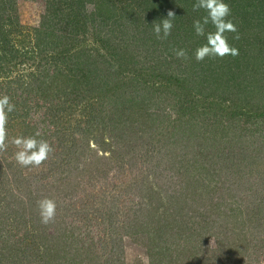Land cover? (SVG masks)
Returning <instances> with one entry per match:
<instances>
[{
  "label": "rangeland",
  "instance_id": "rangeland-1",
  "mask_svg": "<svg viewBox=\"0 0 264 264\" xmlns=\"http://www.w3.org/2000/svg\"><path fill=\"white\" fill-rule=\"evenodd\" d=\"M122 1L123 4H128V0ZM248 2L249 0H239L235 6L230 7L231 14L237 15L238 22L241 19L239 16L244 15L246 20L247 15L256 9L253 5L249 6ZM3 5L6 7L2 19L3 30L8 33L5 49L11 53L7 54V57L18 54V57L12 59L9 64L1 65L2 70L6 72L2 75L6 79L0 78V96L8 95L15 104V111L9 115L7 124L9 142L13 137L26 132L23 125L31 127L35 124L39 127L36 133H40L42 135L40 138L52 145L54 153L39 168L19 167L14 159L16 149L11 143L7 152L0 153V157L3 158L0 162H9L13 169L12 171L7 166L6 173L9 176L21 173L22 177L28 179L20 181L22 188L13 183L2 185L0 181V234L5 239L3 248L7 249L4 261L3 257L0 258L1 264H57L64 262L65 256L68 259L73 254L80 264H152L151 254L153 255L156 249L159 250L162 264H219L215 258L217 255H220L225 264H264V207L262 211L254 207V213L259 214L255 215V224L259 227L252 224V230H248L249 224L243 221L245 223L242 235L239 232L233 235L228 229L229 226L240 223L241 228L240 221L243 217V212L239 213L241 210L236 209L238 204L235 203L247 198L249 193L244 192L246 189L243 188H235L233 191L221 190L223 185L228 186L231 181L235 183V178L239 175L236 174L235 177L231 175L236 169L233 162L238 163V160H243L242 158L246 167L251 168L252 177L256 173L263 175L260 166L264 167V118H257L255 123H248L244 119H237L234 123L224 121L227 118L212 120L213 113L211 114V105L208 103L205 107L200 106L197 112H193L191 118L185 119L182 117L181 103L175 105L160 91L153 94V101H159L161 105L158 113L162 115L159 118L162 122L152 130V134L143 133L146 127L140 125L142 116L138 120L136 115L132 116L127 106L129 94L140 84L134 80L115 90L111 97L107 94L96 97L94 105L106 109L109 118L123 120L118 122L117 128L124 131L125 135L131 136L134 133L135 137L132 135L128 143L122 146L120 139L108 137L107 130H111L108 123L109 127L103 136L98 131L95 132L96 139L102 143L92 141L87 143L88 136L82 140L87 126L85 117L79 119L82 122L77 120L71 127L69 122H66L65 127H61L62 116L77 119L73 113L83 105L84 97L92 94L101 95L103 92L84 93V82L79 81L77 90H73L70 83L64 85L59 94L53 96L49 95L50 92L44 94L45 85L42 78L46 75L50 81L58 70L61 72L64 65L54 58L52 47L46 50V53L37 50L36 58L32 60L29 58L33 57V54L29 51L41 39L44 42L53 39L46 37L48 34L46 22L50 19L58 29L55 32L56 36L63 38V44L69 48L67 52L70 58L76 59L78 56L85 58L90 56L89 54L93 55L98 49L94 39L104 34L108 35L110 30L108 23L101 17H90L93 6L83 4L76 9L68 4V0H0V6ZM127 6V9L121 12L126 18L115 22L121 31H117L116 37L113 34L108 35L113 39L114 37L125 39L127 62L134 60L145 70L143 74L160 75L163 72L161 75L163 76L166 71L180 72L181 66L188 61L178 59L173 50L182 48L188 53L185 46L191 44L183 42V38L173 33L166 40L157 39L153 32V23L159 21H155L149 12L141 9L144 7L143 4L139 3L141 8L134 4ZM180 6L183 7L181 9L183 14H180L183 19H180L179 32L186 29L188 33L195 35L194 31L188 29L190 24L193 27L195 19L202 17L201 12H193L192 7L188 8L184 4ZM262 8L264 10V1ZM185 9H188L187 12ZM128 13L132 15L127 17ZM77 18L84 21L85 26L79 28L80 24L75 20ZM232 22L239 31V37H246L243 42L248 44V47L246 46L248 53L263 57L264 44L259 28L248 29L247 26L245 28L244 25H239L237 21ZM211 27L209 24L206 30L214 31ZM229 34L228 39L235 35ZM37 36L40 38L37 39ZM115 41L112 42L117 44ZM194 53L188 54L190 55L188 58L195 61L193 63L199 67ZM116 58L120 63V68L116 65L117 69L122 68L120 73L125 72L130 77L132 73L128 69L131 65L121 62L124 59L120 53ZM208 61L205 59L200 62L207 65ZM154 64L158 65L159 70L152 71ZM189 64L190 62L187 65ZM233 65L235 62H231V66ZM32 68L36 71L33 76L30 74ZM92 69L94 67L91 66L90 73ZM77 72L76 69L75 73L68 75H74L78 80L76 75L80 73ZM191 73L195 80L193 87L181 83L183 85L180 88L185 92L180 90L176 94H187L185 100L191 95L190 100L195 101L203 98L200 93H204L205 96L213 93L212 89H216V95L219 94L220 85L215 81L213 74L206 73L209 81L201 75L202 83L200 79L196 80L198 70L192 72L191 69ZM113 77L114 74L111 73L108 78L112 80ZM11 80H16L17 84ZM23 80L25 91L20 90L18 85V82L21 83ZM6 81L10 83V90H7ZM12 98L24 106H17ZM78 100L82 102L79 103ZM90 108L87 107L85 113H91ZM57 109L62 112L58 113ZM177 116L180 118H176ZM137 121L139 129L136 126ZM169 121L170 125L166 127ZM182 131L193 134L187 142L182 140L177 144L176 151H185V154H189L188 164L197 160L198 163H202L200 165L203 168L198 170L193 166L191 170L198 178L195 190L199 196L194 194L192 186L185 200H181L182 196L179 197L180 200H176V196H172L178 189L174 190L170 183L167 177L169 172L164 170L160 157L163 156L161 154L164 149L163 142L173 141V137H177ZM31 132L34 131L31 129ZM31 132H28L27 136H31ZM148 135L149 139L145 141V136ZM148 142L152 146L145 145ZM66 144L70 146L72 152L70 155L66 150L67 156L62 157V152L67 149V146L63 147ZM168 146H171V142ZM136 151L138 152L135 154ZM216 153L220 154L221 158L218 156L214 158L213 155ZM225 165L229 170V166L233 165L231 173ZM177 178L180 180V177ZM29 180L34 184L30 187L33 190L32 195H29L31 192ZM261 189H264V183ZM44 197L54 199L58 205L56 218L48 225L40 222L37 209V201ZM190 199H194L193 204L189 203L186 207H190L189 214L197 216L196 235H191V230H194L197 221H193V225L187 229L186 225L191 220L188 221L179 211L184 206L183 201L187 202ZM221 200L228 205L227 208L215 205L216 201ZM200 205L205 209L200 210L198 208ZM228 208L233 209L232 214L237 218L235 221L225 215ZM220 218L224 220L223 223L218 221ZM183 226L186 230L182 232L193 241L184 240V243L178 237L177 233ZM213 232L219 235L217 238H220L224 245L217 253H214L216 244ZM250 232L253 233V237L249 235ZM201 233H204L203 237H199ZM201 238L208 245L201 244ZM196 240H200V243L195 245L193 243ZM203 253L204 258L212 260L208 262L203 260L204 258L201 260ZM231 257L232 262L229 260ZM160 259L157 258L154 264Z\"/></svg>",
  "mask_w": 264,
  "mask_h": 264
},
{
  "label": "trees",
  "instance_id": "trees-1",
  "mask_svg": "<svg viewBox=\"0 0 264 264\" xmlns=\"http://www.w3.org/2000/svg\"><path fill=\"white\" fill-rule=\"evenodd\" d=\"M118 0H68V4L72 7H75L78 9L80 5L87 4L90 6H93V11L91 12L90 17L92 18H97L101 17L105 22L108 23V28L110 29L108 32V35L113 34L116 37L117 31H121L117 25H115V22L121 21L123 18H126V15L123 16L121 15V12L127 9V5L134 4L135 6H139L140 4H143L144 7L140 8L143 11L149 12L151 17L155 19V21H161L162 19L167 18V12L168 11H173L175 13V19L173 21L174 27L171 31V34H175V36H180L183 38V42H188L191 44V46H185L188 48V54H191L192 52H195V50L199 47L202 46L206 43V37H198L194 34H190L187 32L186 29L182 30L179 32L181 23L180 19H183V16L180 14L181 9H183L182 6L180 5H185L186 7L190 8L192 7V4L195 2V0H128V4L126 3L123 4V1L121 0L120 2H116ZM126 1V0H125ZM239 0H232L231 2H228L227 0H224L225 3H227L230 7L235 6L236 3ZM263 1L264 0H249L248 4L251 7H255L256 9L253 10L250 14L247 15V19L245 20V16L241 15V19L238 22L237 15L231 14L229 19L232 21H237L239 25H244L245 28H259V31L262 32V40L264 44V10H263ZM253 5V6H252ZM188 9H185V12H187ZM6 11L5 5L0 6V78L6 79L5 76L2 75L5 74L2 69L1 65L9 64L12 59H15L18 57V54L15 53L11 57H7V54H11L8 50H6L5 46L7 45V40H8V33H6L5 30H3V16L4 12ZM200 14L202 17L206 15V13L201 10ZM198 12V13H199ZM183 14V13H182ZM96 15V17H94ZM132 15L131 13H128L127 17ZM105 16V17H104ZM77 23L80 24L79 28L82 26H85V22L82 21L81 19H75ZM75 20L73 22H75ZM186 20V19H185ZM70 22V20H68ZM188 21V20H187ZM247 26V27H246ZM46 28L48 30V34L46 37H51L53 39L51 40H46V42L38 41L36 42L34 48L29 51V53L33 54V57H30L29 59L32 60L35 57V54H37V50L40 49V53H46V50L52 49L55 54V59L60 60L61 63L64 65V68L61 69V72H56L54 75V78H52L50 81L47 80L46 75L42 78V83H44L45 86V92L44 94H47V92H50L49 95L53 96L55 94H59L60 90H63V86L72 83V89L77 90V86L80 83L79 81L84 82V93L92 94L93 93H102L101 95H90L84 97V102L83 105L80 106L79 109H77L73 113L76 115L77 119H70V117L62 116V124L61 127H65L67 124L66 122L70 123V127L72 126L73 123L80 122L82 119L85 117L86 119V124L82 125L85 126V133H84V139L87 138V143L90 141L94 143H102L101 141H98L96 139V134L95 132L98 131L101 136H103L106 133V129H108L109 126H111V130L108 131V137L110 139H120V144L123 146L124 144L126 145L128 143V139L133 135L134 133L129 136L125 135L124 131H120V129L117 128V124L119 121H123L120 118H109L108 116V111L105 109H102L101 107H95V101L94 99L96 97H102L105 96V94L108 95V97H111L114 95V91L118 90L120 88H123L124 84H128L132 81H137L140 83L139 86H137L132 93H130L129 99H128V108H130V112L132 116L136 115V118H139L142 116L141 119V127L145 126L146 129L143 131V133L150 132L152 134V130H155L160 122H162L159 118L162 116L160 113H158V109L161 107L159 101H153V94L155 92L161 93L163 95H167L169 100L171 102H174L175 105L181 103V108H182V117L185 119H189L192 117V113L197 112L199 107H205L206 104L211 105V114L213 113L212 120L214 118L216 120H220L221 118L225 119L227 118L226 122L234 123L235 120L237 119H244L248 123H255V120L257 118H264V56L261 57L259 54H253L252 52L249 54L247 51L246 46L248 45L247 43L243 42L246 37H239L238 40H234L232 37H230L229 44L234 46L235 48L238 49V55L235 57L232 56H226L223 59L219 58H206L208 61L207 65L206 63L203 65L201 62H198L199 67L194 64L193 60L187 59V63L181 66V71L180 72H172L170 73L169 71L164 72V75L160 73L158 74H143L145 71L142 67H139L137 63L132 60V62H129L130 60H126L127 58V48H126V41L125 39H118V38H110L108 35H103L100 38L94 39L95 42L98 44V49L96 50L93 55L89 54L90 56H87L85 58H80V56L76 57V59L70 58V54L67 52L68 47L66 48L64 43L63 38L57 37L55 32L56 26L52 24L51 20L49 19L46 22ZM213 28V27H211ZM190 31H194L193 27L190 24L189 29ZM206 32H208L206 30ZM39 33V31H37ZM77 33V31H76ZM239 33V31H238ZM41 34V33H40ZM233 33H230L229 35H232ZM40 37L37 36V39ZM44 39V38H43ZM116 40L117 44H114L112 41ZM62 41V42H61ZM248 47V46H247ZM117 52L114 53V52ZM121 54L123 56V62L129 63L131 66L129 67V71H131L130 77L126 75L125 72L120 73L123 69L121 70L117 69L116 65H118V68H120V63L119 60L116 58L118 54ZM46 55V54H43ZM190 56V55H188ZM46 57V56H45ZM132 58V57H131ZM72 59V60H70ZM70 60V61H68ZM190 62L189 65H187ZM231 62H235V65L231 66ZM155 66L152 67V71L154 70H159L158 65L154 64ZM94 67L92 69L91 73L89 72L90 67ZM56 68L58 66L56 65ZM80 73L78 76V80L74 78V75H68L71 73H75V71ZM88 69V71H87ZM194 70H198V75L197 79H202L206 78L207 81L208 77L206 73L213 74L215 76V81L220 85L219 87V94L216 95V89H212L214 91L213 93L207 94L206 96L204 93H200V95L203 97L201 100H190V96L188 99L185 100V97H187V94H176L180 90L183 91L182 87L184 83L186 85H189L193 87L192 85L195 83V80L193 79V73H191ZM86 73L84 74V72ZM77 72V73H78ZM118 72V73H116ZM169 72V73H168ZM36 73L35 69L30 70V74L33 76ZM113 73L114 77L112 80L108 78L110 74ZM8 75V74H6ZM133 75V77H131ZM202 75V78L200 76ZM128 77V79H127ZM12 82H15L17 84L16 80H11ZM24 80L20 83L18 82L19 88L22 91L26 90V86L23 84ZM203 83V81L201 80ZM109 83V85H108ZM6 84L8 86L7 90H10L9 85L10 83L6 81ZM62 86V88H61ZM210 86L208 85V88ZM185 92V91H183ZM215 93V94H214ZM36 96L38 94L35 91ZM127 94V93H126ZM117 95V94H116ZM82 99V98H81ZM12 100L17 104V106H24L23 103H19V101ZM80 100V99H79ZM81 103L82 101H79ZM63 103V102H62ZM170 103V102H169ZM64 104V103H63ZM87 107H91V113H85L87 111ZM98 110V112L96 111ZM59 111V109H57ZM62 111H59L58 113H61ZM23 113V112H21ZM23 115V114H22ZM59 115V114H58ZM22 118V117H21ZM176 118H180L177 116ZM175 119V118H174ZM72 122V123H71ZM82 122V121H81ZM137 129H139V121H137ZM165 122V121H164ZM40 123V122H39ZM64 123V124H63ZM97 125H96V124ZM109 123V126H108ZM77 124V123H76ZM63 125V126H62ZM167 125H170V121L166 123ZM24 128H26V132L23 133L21 136H27L28 132H31V129L34 132H31V135H34L39 128L37 125H32L29 127V125H23ZM90 128V130L88 129ZM44 130V128H42ZM158 130V129H157ZM156 130V132H157ZM193 133L189 132H184L182 131L181 134H178L177 137H173V141H167L163 142L164 144V149H162L161 154L163 156L160 157L161 164L164 165L165 169L169 172V175L167 176L168 179L170 180V183L172 184L174 190L178 189V192L174 194L172 197L176 196V200H180L179 197L182 196L181 200H185L186 197L189 194V188L194 187V194H197V190H195L196 187V182L198 181V178H196L191 170L192 168L196 167V169H202L200 164L198 163L197 160L195 162H190L188 164V157L189 154H185V151H176L177 144H179L182 140L186 141L189 139L190 136H192ZM19 136V135H18ZM42 135H40L38 138H40ZM143 137V136H142ZM139 138V137H138ZM63 139V138H62ZM149 139V135L145 136V141ZM171 142V146H168V144ZM145 145H150V142ZM203 145V143H202ZM67 144L63 147H66ZM231 146V145H229ZM232 147V146H231ZM237 148L238 147H234ZM71 155V148L68 145L67 149H64L62 152V157L67 156V151ZM212 150V149H211ZM138 151L135 152V154ZM119 153V152H118ZM125 156L126 153L124 154ZM220 157V154H215L213 155L214 158ZM134 157V156H132ZM0 159L3 160V158L0 157ZM244 160V158H242ZM99 160V159H97ZM243 160H238L237 162H233L234 165H236V169L233 173L230 171L233 170L234 167L229 166L230 170L228 169V166H226L228 172L231 173L234 177L236 174L237 176L235 178V183L234 181H231L229 183L230 185L224 186L221 188V190L225 191H233L235 188L239 189H246L244 192H248L249 195H247V198H242L239 200V202H236L235 204H238L236 209L241 210L239 213L243 212V217L241 218V228L239 227V224H234L233 226H229V230H231V233L234 235L235 233H238L242 235V230H243V224L247 222L249 224V227L247 226L248 230H252V224L254 227H256L257 224L256 222V216L259 215L258 213H254V207L258 209V211H262L264 207V189H261L263 186V179H264V167L260 166L263 175L256 173L255 176L252 177L253 172L250 170L249 166L246 167L245 161ZM236 161V160H235ZM231 162V164H232ZM13 171L11 168L9 162L7 163H2L0 162V181L2 182V185L8 184L11 185L12 183L17 186L21 187L22 184L20 181H25L28 180L25 176L22 177V174L18 173L17 174H12L9 176L8 173H6V168ZM194 166V167H193ZM222 164L219 166L221 167ZM224 166V165H223ZM250 166L252 164L250 163ZM11 171V172H12ZM13 173V172H12ZM230 175V174H229ZM180 177V180L177 178ZM252 177V178H251ZM10 180V181H9ZM175 181H179V183H176ZM263 181V182H262ZM0 182V183H1ZM29 182V188L33 187L34 184L32 183L31 180ZM235 184V185H234ZM1 186V184H0ZM22 188V187H21ZM31 192L29 195H32L33 190L30 188ZM199 196V193L197 194ZM236 195V194H234ZM239 198V197H238ZM237 198V199H238ZM30 199V198H29ZM199 200L203 201L202 198H199ZM194 199H190L187 202L183 201L184 206L180 208V213L184 214L187 217V220L190 221L187 225L186 228L190 229L189 227L193 225V221L196 222L197 216H192V213L189 214V209L190 207L188 204L192 203L193 204ZM263 203V204H262ZM234 204V205H235ZM215 205L219 208H227L228 205L224 204V200L221 201H216ZM198 208L205 209L202 205L198 206ZM235 209V207H234ZM232 208H228L227 212L225 215H228V217L232 220L235 221L237 218H235V214H232ZM238 213V214H239ZM253 216V217H252ZM232 217V218H231ZM186 219V218H185ZM220 223H223L224 220L220 218L218 220ZM245 221V222H243ZM169 227H174V226H169ZM253 227V228H254ZM259 227V225H257ZM201 225L199 226V229H201ZM185 227L183 226L182 230H179L177 235L178 237L181 238L182 242L184 240L193 241L188 239L186 237L185 233L182 231H185ZM181 231V232H180ZM198 231V221L195 223L194 230H191V235H196L195 232ZM182 235V236H181ZM213 237L214 241L216 244L215 250L217 251L221 248H224L223 243H221L219 235L215 232H213ZM245 236L246 234L243 233ZM249 235L253 237V233L250 232ZM204 233H201L199 237H203ZM186 238V239H185ZM216 239V240H215ZM195 240V239H194ZM203 238H201V244H206V241H202ZM185 243V242H184ZM200 240H196L193 244H199ZM5 239L1 236L0 234V258L6 257V248L5 247ZM10 245V244H9ZM194 246V245H193ZM229 252V251H227ZM205 253L201 255V260L204 258ZM159 258V250L156 249V252L152 255L151 254V263L154 264L156 262V259ZM216 261L219 264H225L220 257V255L215 256ZM67 256L64 258V262L62 263H57V264H80V261L77 259L76 255L71 256L67 260ZM232 257L229 259L230 262H232ZM203 260L205 261H211V259L204 258ZM223 262V263H222ZM0 264H1V259H0ZM45 264V263H44ZM156 264H162V261H160Z\"/></svg>",
  "mask_w": 264,
  "mask_h": 264
},
{
  "label": "clouds",
  "instance_id": "clouds-1",
  "mask_svg": "<svg viewBox=\"0 0 264 264\" xmlns=\"http://www.w3.org/2000/svg\"><path fill=\"white\" fill-rule=\"evenodd\" d=\"M203 10L206 15L193 21V29L198 37H206V43L195 50L194 58L197 62L206 58L223 59L226 56H237L238 49L229 44L228 33H233V39L238 40L239 34L236 25L229 17L230 6L224 0H195L192 11ZM173 11L167 12V18L153 23V32L157 39L166 40L174 27L175 19ZM211 24L214 31L206 32V27ZM178 59L187 60L188 53L185 49H174ZM15 111V104L8 95L0 96V153L7 152L9 143L15 147L14 159L21 168H39L50 159L54 148L45 139L38 138L40 133L31 136L13 137L9 142L7 124L9 115ZM57 202L49 197L37 201V209L40 222L48 225L54 222L57 215Z\"/></svg>",
  "mask_w": 264,
  "mask_h": 264
}]
</instances>
